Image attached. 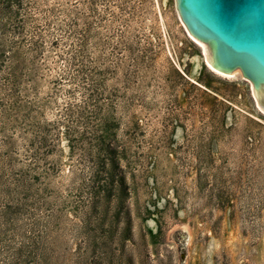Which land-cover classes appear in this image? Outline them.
<instances>
[{
  "label": "rangeland",
  "instance_id": "374dc122",
  "mask_svg": "<svg viewBox=\"0 0 264 264\" xmlns=\"http://www.w3.org/2000/svg\"><path fill=\"white\" fill-rule=\"evenodd\" d=\"M206 56L176 0H0V264H264V108Z\"/></svg>",
  "mask_w": 264,
  "mask_h": 264
},
{
  "label": "water",
  "instance_id": "95a60500",
  "mask_svg": "<svg viewBox=\"0 0 264 264\" xmlns=\"http://www.w3.org/2000/svg\"><path fill=\"white\" fill-rule=\"evenodd\" d=\"M176 10L207 63L227 75L240 70L264 108V0H176Z\"/></svg>",
  "mask_w": 264,
  "mask_h": 264
},
{
  "label": "bare ground",
  "instance_id": "6f19581e",
  "mask_svg": "<svg viewBox=\"0 0 264 264\" xmlns=\"http://www.w3.org/2000/svg\"><path fill=\"white\" fill-rule=\"evenodd\" d=\"M210 68L215 72V73H217V74H220V75H223V76H225V77H232V76H234L236 73H239V71H236V72H232L230 75H227V74H224V73H221V72H219V71H217L215 68H213L211 65H210Z\"/></svg>",
  "mask_w": 264,
  "mask_h": 264
}]
</instances>
